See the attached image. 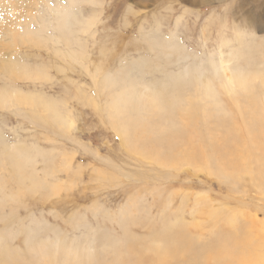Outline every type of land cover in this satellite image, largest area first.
<instances>
[{
  "label": "rangeland",
  "instance_id": "rangeland-1",
  "mask_svg": "<svg viewBox=\"0 0 264 264\" xmlns=\"http://www.w3.org/2000/svg\"><path fill=\"white\" fill-rule=\"evenodd\" d=\"M12 1L19 24L13 32H0V87L11 83L4 72L12 61L46 72V81L21 80L12 86L27 97L41 95L67 120L55 125L52 113L41 106L0 109V154L4 148L3 154L15 147L30 151L22 160L23 177L15 170L14 157L1 160L0 155V238L17 249L13 253L19 264H41L46 253L53 264H131L137 253L150 261L180 235L189 247L170 264H187L235 237L251 233L260 241L264 175L257 170L262 167L249 165L250 172L258 173L255 178L231 168L220 174L215 160L207 168L177 159V153L209 151L212 145L215 153L232 157V149L239 147L235 140L248 137L242 109L264 121V0ZM56 8L68 10L81 25L94 21L92 30L61 26L64 16ZM51 14L61 21L54 22ZM13 15L3 18L0 29L16 22ZM25 29L46 39L11 44L13 33L21 36ZM62 38L81 45L68 49ZM76 53L84 58L67 56ZM107 77L114 80L98 89L94 80L102 83ZM241 81L251 82L250 92ZM159 85L167 88L161 105L165 98L166 107L174 108L162 113L161 107L153 108L155 113L148 115L145 110ZM137 87L144 92L137 114L118 113L114 101ZM250 97L258 109L248 104ZM192 104L203 111L191 109ZM124 121L125 126L140 124L129 132L121 125ZM161 130L178 137L180 132L190 141L175 138L177 153H169ZM229 132L232 144L225 140ZM260 157L257 152L255 158ZM35 184L39 190L31 194L28 188L34 190ZM12 237L18 238L11 242ZM21 240L43 250L18 251Z\"/></svg>",
  "mask_w": 264,
  "mask_h": 264
},
{
  "label": "bare ground",
  "instance_id": "bare-ground-1",
  "mask_svg": "<svg viewBox=\"0 0 264 264\" xmlns=\"http://www.w3.org/2000/svg\"><path fill=\"white\" fill-rule=\"evenodd\" d=\"M45 3H47V2H45ZM57 3H61V2H57ZM45 5H47V4H45ZM56 5H58V4H56ZM70 5L74 6L73 3L72 4L70 3ZM56 9H58V8H56ZM3 10H4V12H3ZM49 10L50 11L52 10L51 9V5H50ZM58 10L61 11L62 9L59 8ZM59 11L57 13H59ZM32 12H34V10ZM9 13L10 14H14L13 15V18L15 17L16 22L14 24H12V25H9L8 26L9 28L8 27L6 28V26H3L2 29H0V32L6 31L4 29H7V31H12L13 29H15L14 27L19 24L18 23V19L19 18L17 17L18 12L14 8L13 1L12 0H0V26H1V21L3 20V18H5ZM50 13H53V11H51ZM55 13H53V14H55ZM53 14H51V15H53ZM61 15L64 16L63 20L61 21L60 19H58V18L57 19H58V21H61L62 22L61 23V26L66 27L68 29L73 28L75 26H81V28H82V30L80 29L81 32L88 33V32H90L92 30L91 28L94 26V21L92 23H85V24L81 25V23L78 22L76 20V18L73 16V14H71L68 10H63V12H62ZM59 16L60 15H58L57 17H59ZM52 17L54 19L56 18L54 15ZM59 18H61V17H59ZM71 18H74L75 19V22L74 21L70 22V19ZM50 19H52V18H50ZM50 19H48V20H50ZM54 19H52V20H54ZM57 19H55L54 22H56ZM95 19H96V17H95ZM58 21H57V23H59ZM45 23L47 24V21ZM41 24H44V23H41ZM46 24H44L45 26H42V25L41 26L42 27H47ZM49 24L56 25V23H49ZM53 25L52 26H49V27L50 28L51 27H54ZM59 28H60V26H59ZM45 30H47V29H45ZM52 30H54V29H52ZM62 30H66V29H62ZM71 30H70V32L69 31L68 32L69 33H72V35H73V32L77 31V30L73 29L74 31L71 32ZM18 31H19V29H18ZM48 32H49V30H48ZM53 32H55V31H53ZM45 33H47V31H45ZM13 34H14L13 35V42L11 44H14V46H16L18 39H21L23 41H28V42H25V43L32 44V43H35V41L41 40V38L44 37V36H41L40 35L41 33L40 34H37L35 31L34 32H31V30L28 31V29H25V31L23 32V34L21 36H19V34H17V33L16 34L13 33ZM61 35L64 36L63 33ZM61 35L60 36H57V37H59V39H60ZM45 37H46V35H45ZM53 37H52V39H53ZM62 39H64V38H62ZM69 39L70 38H68L67 40H69ZM67 40L64 39L63 41L64 42H67ZM49 41H50V39H49ZM56 41H57V38H56ZM56 41H54V42H56ZM44 42H46V41H44ZM56 43H58V42H56ZM79 44L80 43H78V41L76 43H72V45H71V43H68L67 42V45L66 46L68 47V49H73L74 47H78ZM38 45H40V44H38ZM62 45H64V44H62ZM73 45H75V46H73ZM38 47L41 49L40 46H38ZM79 49L77 48V50H79ZM57 52H60V55H61V52L62 51H57ZM84 53H86V52H84ZM66 54H67V52L63 53V56L66 55ZM67 56H68V58H71V59L73 57L74 58L78 57L79 59H83L84 58V55L83 54H79V53H76V54H68ZM10 57H12V56H10ZM2 61H0V62H2ZM74 62H75V60H74ZM3 66H5V64ZM45 68H46V66H45ZM34 69H35V67H34ZM44 70H46V69H44ZM1 72L2 71H0V75H1ZM4 73H6V75L8 77V80L11 83L10 84H6V85L0 87V109H2V110L3 109H6L7 110V109H9L8 107H10V105L13 106V107H15L16 105H18V106H20V105H29L32 108L34 106H37V107L38 106H41V107L45 108L46 111H50L52 113V120L54 122H56L55 125H58V124L65 125L66 124V121L67 120L65 119V117H63V116H61V115L58 114V112L55 110L54 104L50 103L49 101H47V103H46L40 97L41 95L40 96H36V97H27L24 94L20 93L21 91L16 90L12 86L14 82L21 81V80H23V81H31L30 83H32L34 81H38V82L39 81H43V80L46 81V80H48L47 75H46V72L38 71V70H33V69H30V67H27V66H24V65L22 66V65L17 64V62L12 61V62L6 64V66H5V72ZM202 78H203V76H202ZM259 78H260V76H259ZM111 80H114V79L113 78L110 79V78L107 77V78H104V80H103L102 83H99V82H97L95 80H94V82H95V85L98 86V89L105 90L106 89V86H107L106 83H109ZM243 81H241V83ZM262 81L264 83V78H263ZM44 83H46V82H44ZM44 83H41V84L44 85ZM246 83L247 82H243L242 83V89L245 90V92H250V90H249L250 89V85L249 84H251V82H249L247 85H246ZM160 86H162V85H159L157 87L156 86L154 87L155 91H152V93H157V94H155V95L152 94L153 101H151V104L149 105V107L147 109L144 108V107H142V108H144V110L146 109L145 111L148 113V115H151V114L155 113L154 110H153V108L158 109L157 107H161V110L158 109V110L161 111V113L162 112H166L167 107H168L167 112H169V110H172L174 108V106L171 105V104H167V107H166V102H164L165 101V98H163L164 100H162V105H161V98L160 97L163 94V92H165L167 90V88L166 87H161L160 88ZM239 86L240 85H238L237 87H239ZM121 91H123V90H121ZM228 92H231V91L229 90ZM125 93L127 95L124 96V97H122L118 101V103H116V101H114V105L116 106L118 113H122L124 111H128V110L130 111L131 110V111H133V113L137 114L136 113V110L137 109H135V108H139L140 107L141 103L138 101V99H139L140 94H143L144 92L143 91H139L138 90V87H137L135 89V91H130L129 90L128 92H125ZM120 94H119V96H120ZM205 94H206V92H205ZM122 96H123V94H122ZM163 96H164V94H163ZM146 101H147V103H150L149 100H146ZM172 101H173V99H172ZM88 102L90 104H92L93 107H97L96 106L97 104L95 105L92 101H88ZM142 102H143V100H142ZM194 104H197V103L195 102ZM194 104H192V106H190L191 109H195L196 110L197 107H199V113L203 111V107L200 108V104L198 106L197 105H194ZM248 104L251 106L252 109H258L259 108V103L257 102V100L254 97L248 98ZM125 109H127V110H125ZM238 112L240 113V111H238ZM245 112H249L250 113L249 118H245L243 116V114ZM241 115H242V122L247 124L246 130H247V133H248V137H247V139L242 140L241 139L242 137L240 136V133H239L238 136H240L239 137L240 140H238V139L235 140V139H233L234 137L231 136L230 132L228 133V137L225 140L226 141L231 140V142L229 141L231 144H232V141L235 140L239 144V147H238V150L237 151H234L232 149V151H231L232 154H233L232 157H229L228 158L227 157L228 155H226L225 158H224L223 155H222V153H224V152H222V151H221L222 153H219V152L218 153H215L216 149L212 145L210 146L209 151H208V148L206 149V151H202V152H190V151H185L184 150V151H181L178 154L177 151H176V149H177L176 144L178 142L175 143V141H177V140H175V138L178 139L180 137V140L186 139V141H188V142L190 140L186 137V135H181L180 132H179V137H178V135H175L173 133V131L170 132V133H166L164 130L163 131L161 130V132H164L165 135L167 134L166 135L167 137L164 136L165 139L166 140H169V141H167V144L169 145V150L166 149V148L165 149H166V151L168 150L169 153H177V156H178L177 159H185V160H188V161H191V162L201 163V164L204 163V166L207 167V168L211 166L210 163L212 162V160H215L216 161V164L219 165L220 170H217V171L220 174L224 173V170L225 169L231 168V169H234V170H242L244 172H249V175H251L254 178H255V175L256 174L258 175V173H260V174L262 173L264 175V140H262V138H264V121L257 114H255V113H253V112H251V111H249L247 109H245V110L242 109ZM137 119H138L137 121L140 122V119L139 118H137ZM192 121L195 122V123H197L198 122V118H196V116L193 115L192 116ZM127 122L128 121L121 122V125L126 124ZM136 122H133L130 125L127 124L126 126L123 125L122 127H127L128 130H129V132H130V130H134L138 124L142 123V120H141L140 123H136ZM141 125H139V127H141ZM140 130H143V128H141ZM236 133H238V132H235V135L234 136L235 137H238V136H236ZM119 134H121L122 139H123L124 133L122 132V130L119 132ZM204 138H206V137H204ZM205 140H208V138L205 139ZM241 140H242L243 143L241 142ZM216 141H217V139H216ZM123 142L125 143V145L127 144L126 139H124ZM209 142H211V141H209ZM6 145L8 147V144H6ZM163 145L164 144H162V146ZM213 145H215V144H213ZM10 147H11V145H10ZM137 148H134V149H137ZM9 149H11V148H9ZM4 150H8V149H5L4 148ZM4 150H3V152H4ZM11 151H12V153L10 154ZM11 151L9 150V153H4V154L1 151L2 152V154H0L1 155V160H3L6 157H9V159H11V157H14L13 163H15V170H17L18 173L21 172V176L23 177L26 174V170L24 169V163L22 162V160L27 159L28 156L26 158H24V159H23V157H24L25 154H27V153L29 154L30 151L27 152L28 150L22 149L20 147H15L14 149H11ZM168 152H166V153H168ZM257 152H260L262 157L255 158V155L257 154ZM208 153H210L212 155H210ZM165 154H164V156H165ZM220 154H221V156H220ZM213 155H215V157H213ZM159 156H162V154L159 155ZM212 157L215 158V159H212ZM5 162H6V160H5ZM5 162H3V163H5ZM238 163L240 164V167H239ZM257 163L259 164V165H257L258 168H260V166H261L262 169H258L257 168L258 169L257 170L258 173L257 172H250V169H252V168H250L249 165L250 164H257ZM208 172H211V171L208 170ZM20 180H23V179L21 178ZM35 186L36 187H35L34 190L31 189V188H28V191L31 192V194H34V193L38 192V190H39L38 184H35ZM2 187H4V186H2ZM0 189H2V188H0ZM57 189H58V187H57ZM54 194H57V192H54ZM0 201H1V199H0ZM232 217H236V216L233 215ZM230 219H232V218H230ZM17 238L18 237H12L11 238V242H14V240L15 239L17 240ZM176 239L177 240H173V242L170 245L164 246V247L158 249L157 252H156V255H155L154 259H151L149 261V259H145L143 255H140L139 253H137L138 254V258L135 261H133L131 264H170V262L172 260H174L177 256H180L181 255V252H183V251L185 252L188 249V247H189V246L187 247L188 242H187V240L185 239V237L183 235H180V236L176 237ZM6 242H7V238H5L4 236H2V238H0V264H19L17 254L16 253H13L14 252L13 250H17V249H14V246L13 245L11 246L12 243L9 246V245L6 244ZM19 244L20 245H19L18 251L20 249H22L23 251L29 250V253H30L31 251H35L36 252L37 248H38V250H39V248H40V250L41 249L43 250L42 247H38L37 245H36L37 246L36 247L34 243L32 245L31 243H28V241L21 240V242H19ZM26 247L29 248V249H26ZM214 250H215V253L213 252L212 249L209 250V252L199 253L197 255V258H195V257L194 258H190L187 261V264H264V236H262L260 238V241L258 242V239H255L254 240L252 238V234L249 233V234H246L245 236H242V238L235 237L231 241H228V240L223 241V242L219 243L217 245V247L214 248ZM36 254L38 255V253H36ZM6 259H9V260L7 261ZM25 259H27V258H25ZM41 260H42L41 261L42 262L41 264H53L54 263L52 256L49 255V254H47V253L44 256H42ZM29 261H31V260H29ZM29 261H26L23 264H33V262H29Z\"/></svg>",
  "mask_w": 264,
  "mask_h": 264
}]
</instances>
